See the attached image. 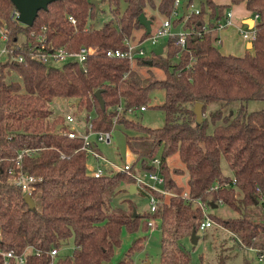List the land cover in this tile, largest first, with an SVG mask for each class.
Returning <instances> with one entry per match:
<instances>
[{
  "label": "trees",
  "instance_id": "1",
  "mask_svg": "<svg viewBox=\"0 0 264 264\" xmlns=\"http://www.w3.org/2000/svg\"><path fill=\"white\" fill-rule=\"evenodd\" d=\"M102 1L97 7L92 0H51L28 25L13 15V0H0V26L8 32L7 45L14 55L23 56L0 63V264L7 249L27 250L25 264H49L50 250L68 243L70 237L73 251L60 254L59 264H103L121 243L123 227L130 232L141 229L143 233L129 249L142 246L150 216L160 220L155 232L162 250L155 264H190L183 238L194 230L198 233L204 217L197 197L217 204L221 199L237 209L239 215L234 217L211 215L242 244L264 251V200L260 197L264 195V108L249 109L246 104L249 99L264 98V0H231L245 2L248 10L260 14L252 48L243 54L223 52L215 32L207 30L188 33L185 45L178 41V34L169 35L163 52L152 50L136 59L139 65L161 67L164 76H157L150 67L141 72L128 57L111 56L106 50L127 48L124 37L144 26L139 14L171 15L174 0H124V8L122 0H106L113 16L97 25ZM228 5L199 0V12L174 16L173 25L184 21L185 28H200L206 15L220 16ZM91 44L97 50L83 63L66 59L58 65L46 59L58 47L77 50ZM148 58L153 62L148 63ZM157 88L165 90L164 100L156 103L165 112V123L150 126L131 117L128 108L147 105L151 90ZM96 89L101 91L104 107ZM57 96L74 98L82 114L78 117L92 121L94 129H109L117 123L134 129L135 133L126 134L134 163L146 164L159 154L164 186L175 194L155 190L160 201L153 212L137 210L134 215L136 205L131 201L128 207L112 205L107 193L124 182L133 183L134 178L125 171L88 173L89 155L82 148V137H71L61 130L63 126L58 128L64 114L53 116L52 100ZM235 99L241 100L240 105L225 112ZM195 101L204 102L201 122L193 110ZM213 101L220 105L206 115ZM119 103L122 110L117 108ZM217 119L222 122L208 131L209 121ZM23 148L29 151L22 155V169L39 177L32 191L33 206L26 201L24 189L11 181L10 169L18 168L17 154ZM174 154L182 166L171 167ZM222 158L232 173L224 172ZM173 172L186 173L187 196L178 189ZM124 263L131 264V258L119 262ZM9 264H15V259Z\"/></svg>",
  "mask_w": 264,
  "mask_h": 264
},
{
  "label": "built area",
  "instance_id": "2",
  "mask_svg": "<svg viewBox=\"0 0 264 264\" xmlns=\"http://www.w3.org/2000/svg\"><path fill=\"white\" fill-rule=\"evenodd\" d=\"M183 0H174V6L172 9L171 15H164L162 18L158 19L156 16L151 17V30L144 34L137 35L132 32L129 35L124 37V41L127 44V48L123 49L120 47L117 48H108L106 53L111 56H126L133 63L138 57H143L149 55V51L153 50V47L165 40L169 35L174 33L178 34V41L185 45L186 37L190 32H196L202 34L203 31L212 30L219 31L235 23L234 13L231 8H228L222 15L217 16L214 21L209 22L205 21L200 28L188 29L181 26L178 30L174 29L173 17L178 16L184 12L182 6ZM189 12L194 10L199 12V6H194L192 3L188 4ZM19 13L18 9L13 10V15L17 18ZM259 12L254 11L252 17L254 19L253 25H249L247 22L239 24V32L247 40L253 41L256 37V23L259 19ZM70 19L75 22L76 19L73 15H70ZM146 29V28H145ZM0 39L4 41V44L0 46V63L6 58L10 59H23L22 55H14L13 50L7 45L8 32L4 26H0ZM145 40L148 41L150 47L145 46ZM216 43H221V37L217 35L215 37ZM97 50L95 45H82L77 50H70L64 46L58 47L54 50H51L48 55L60 58L62 60L66 59H77L81 63L87 58V56ZM164 51V49H163ZM47 55V56H48ZM46 56V59H47ZM146 104L130 106L129 111H134L137 108L145 109ZM118 110H122L123 105L119 103L117 105ZM117 115L114 117V123L116 121ZM62 131L71 137L80 136L83 139L82 148L85 149L89 155V158L86 162L87 171L89 174L94 176H100L103 174H113L117 171H125L134 178L133 184L135 187L146 193L148 196V209L149 211H155L160 197L156 194V191L162 192L164 194H175V191H170L164 186L165 175L161 170V158L159 155H155L146 161V164L142 162L134 163V154L130 147L127 146L126 153L121 154L120 160L109 159L103 152L100 150V144H112L113 143V125L109 129H94L92 121L87 119H81L76 114L67 112L64 114V121L60 125ZM25 151H29L28 148L21 149L17 154V164L18 168L14 170L10 169L12 172L11 181L19 184L26 192L32 194V191L36 189L35 182L39 178L37 175L25 171L21 167L22 155ZM123 159V160H122ZM233 182H236V177L233 176ZM218 183L215 184L217 187ZM184 196L188 195V191L183 192ZM260 197L264 200V195L261 193ZM196 202L200 205L204 217L199 224L200 230H205L207 227L215 223V219L211 215L209 208L211 207V202L203 200L201 197H197ZM221 202V199H220ZM155 218L150 216L148 223L150 225V230L152 231L155 227ZM1 233V231H0ZM251 247V246H250ZM62 246H55L50 250V261L49 264H59L58 256L61 254ZM25 250L22 253H18L13 249H7L3 251L4 254V264H9L11 258L15 259V264H25ZM260 257H264V251L259 253Z\"/></svg>",
  "mask_w": 264,
  "mask_h": 264
},
{
  "label": "rangeland",
  "instance_id": "3",
  "mask_svg": "<svg viewBox=\"0 0 264 264\" xmlns=\"http://www.w3.org/2000/svg\"><path fill=\"white\" fill-rule=\"evenodd\" d=\"M194 6L199 5V0L192 2ZM126 2L121 1V8H124ZM110 5L108 1L104 0L101 2V11L95 18V24L101 25L105 20L112 17ZM184 21H181L178 27L183 25ZM4 44V41L0 39V46ZM145 46L150 47L147 40L144 42ZM220 47V43H217ZM150 54L152 52L149 51ZM47 61L49 63L61 65L63 60L54 56L48 55ZM136 61V60H135ZM135 61L132 65L141 71L146 73V69L150 67L157 76H164V70L156 65L146 66L136 64ZM143 73V74H144ZM146 75V74H145ZM165 98V90L163 88L153 89L150 92L147 107L145 109L137 108L134 111H130L129 115L135 120L150 126H160L165 123V112L162 108L158 107L156 103H160ZM241 103V100L235 99L230 101L225 106V112L230 113L236 109ZM249 109L264 108V98L262 99H249L246 101ZM219 101L210 102L207 106L205 114L207 115L210 109L218 107ZM53 116L58 114H65L71 112L74 114L82 115L78 112L77 106L75 105L74 98L57 96L52 100ZM222 122V119L216 121H209L208 131H212L214 124ZM135 133L136 131L131 128L125 127L123 124H115L113 129L114 134V145L116 150L118 149L120 154L124 155L127 150L126 134ZM100 147L103 153L112 160H115V150L113 145L101 143ZM159 155V154H157ZM123 160V159H122ZM171 167L182 166V161L179 159L178 154H174L170 158ZM221 165L224 172H231V168L225 158H222ZM172 175L176 179L178 189L187 190L186 186V173L185 172H173ZM176 190V189H175ZM174 191V189H170ZM172 195L171 193L167 194ZM107 196L112 205H120L122 207H128L130 201L135 203V207L139 211L148 210V196L142 193L140 190L131 192L126 186L122 185L117 187L113 192H108ZM39 205V202H38ZM134 209V208H133ZM210 212L220 215L222 217H234L239 215V211L225 202H219L216 206L209 208ZM258 211V210H257ZM264 214V213H263ZM160 220L155 218V227L152 231L147 232V236L143 241L142 246L130 250L134 238L142 234L143 231L139 229L135 232H130L126 227L122 229V240L121 243L115 247L113 255L110 259L105 260L103 264H119L123 258H131V264H155L160 261L161 256V241L156 235ZM199 239L196 243H193L190 237H184L183 242L185 248L190 251L191 259L190 264H264V257H260L259 253L253 247L242 244V242L230 231L228 228L223 226L220 222L215 220V223L205 230H198ZM74 248L73 237L68 239V243L62 245V253H71ZM127 264V263H124Z\"/></svg>",
  "mask_w": 264,
  "mask_h": 264
},
{
  "label": "water",
  "instance_id": "4",
  "mask_svg": "<svg viewBox=\"0 0 264 264\" xmlns=\"http://www.w3.org/2000/svg\"><path fill=\"white\" fill-rule=\"evenodd\" d=\"M49 1H51V0H13L16 8L19 11V13L17 14V19L22 21L25 24L31 25L34 22L35 17L37 16L39 8L47 7ZM92 1L96 4L97 7L99 6L100 0H92ZM188 4H189L188 0H183L182 6H183V10L185 13L189 12ZM139 19L141 20L143 25L146 27V32H149L151 30V22H152L151 17H148L145 14V12H141L139 14ZM245 20L248 21L250 25H253V23H254V19L252 16L247 17ZM164 45H165V40L160 41L157 44V46L153 47L154 52L155 53L163 52ZM252 45H253V41H249L248 46L251 47ZM146 61L148 63H152L153 59L148 58V59H146ZM95 94L98 96L101 105L104 107L105 101L101 95L100 89H96ZM203 106H204V102H202V101H195L194 106H193V110H194L195 115H196V120L198 122H201L203 119ZM59 127H60V125L58 126V128ZM132 186H135V185L132 184ZM24 197L30 206L35 205V199L31 193L26 192L24 194ZM211 205L216 206L217 203L211 202ZM137 212H138L137 208L134 207L133 214L135 215V214H137ZM156 235H159V232H156ZM190 239L193 243H196L198 241L199 234L196 232V230H194L191 233Z\"/></svg>",
  "mask_w": 264,
  "mask_h": 264
},
{
  "label": "crops",
  "instance_id": "5",
  "mask_svg": "<svg viewBox=\"0 0 264 264\" xmlns=\"http://www.w3.org/2000/svg\"><path fill=\"white\" fill-rule=\"evenodd\" d=\"M217 2H225V3H229V5L226 7V10L228 8H231L233 10L234 13V18H235V23L224 28L221 29L219 31H214L215 32V36L219 35L221 37V50L223 52H233V53H237V54H243L247 48H252L248 46V42L250 40H247L246 38H244L241 33L239 32V24L244 22V23H248V21H246L245 19L249 16H252L253 11L248 10L245 6V2H240V3H233L231 2V0H216ZM225 10V11H226ZM156 13V17L158 19L162 18L165 14L163 13H159L157 11H155ZM217 16H213V17H209L206 15L205 20L204 21H214V19ZM250 25V24H249ZM145 26H141V27H136L134 28L133 32L137 35L140 34H144L145 32ZM180 27L175 26L174 29L178 30ZM165 49V46H164ZM146 72V71H145ZM77 115V114H76ZM78 116V115H77ZM83 119V118H81ZM115 128V126H114ZM113 143H114V138H113ZM108 144V145H113L114 146V150H115V158L117 160H120V152L117 149L114 144ZM128 146V145H127ZM129 147V146H128ZM100 150L103 152L102 148L100 147ZM104 154V153H103ZM228 173H232L228 172ZM133 183H128V182H124L123 185L127 186V188L131 191V192H136L138 191V189L135 186H132ZM146 195V194H145ZM159 227V225H158ZM158 236V235H157ZM254 248V247H253ZM255 249V248H254Z\"/></svg>",
  "mask_w": 264,
  "mask_h": 264
}]
</instances>
